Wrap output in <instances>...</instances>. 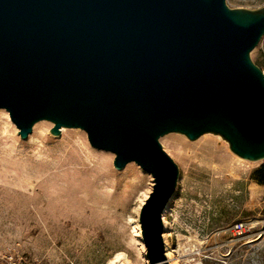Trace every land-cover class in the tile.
I'll list each match as a JSON object with an SVG mask.
<instances>
[{"label": "water", "instance_id": "water-1", "mask_svg": "<svg viewBox=\"0 0 264 264\" xmlns=\"http://www.w3.org/2000/svg\"><path fill=\"white\" fill-rule=\"evenodd\" d=\"M264 4L226 0H0V108L22 139L85 131L92 147L153 178L139 208L147 264H171L162 213L179 176L159 138L220 135L232 153L264 159V75L251 51Z\"/></svg>", "mask_w": 264, "mask_h": 264}, {"label": "rangeland", "instance_id": "rangeland-1", "mask_svg": "<svg viewBox=\"0 0 264 264\" xmlns=\"http://www.w3.org/2000/svg\"><path fill=\"white\" fill-rule=\"evenodd\" d=\"M226 4L256 9L264 0ZM250 56L264 69V36ZM36 123L22 139L0 108V264H147L138 214L150 174L135 162L116 169L114 154L80 128L52 135L51 121ZM159 140L179 168L162 213L170 263L264 264V183L255 181L264 159L238 157L210 132ZM240 221L248 230L234 236Z\"/></svg>", "mask_w": 264, "mask_h": 264}, {"label": "built area", "instance_id": "built-area-1", "mask_svg": "<svg viewBox=\"0 0 264 264\" xmlns=\"http://www.w3.org/2000/svg\"><path fill=\"white\" fill-rule=\"evenodd\" d=\"M263 75H264V69H262ZM248 230L247 224L245 222H236L232 229L231 232L234 236H241L244 235Z\"/></svg>", "mask_w": 264, "mask_h": 264}, {"label": "trees", "instance_id": "trees-1", "mask_svg": "<svg viewBox=\"0 0 264 264\" xmlns=\"http://www.w3.org/2000/svg\"><path fill=\"white\" fill-rule=\"evenodd\" d=\"M255 174L258 175V177L255 178V181L258 184H263L264 183V165H261L260 168L256 170Z\"/></svg>", "mask_w": 264, "mask_h": 264}, {"label": "bare ground", "instance_id": "bare-ground-1", "mask_svg": "<svg viewBox=\"0 0 264 264\" xmlns=\"http://www.w3.org/2000/svg\"><path fill=\"white\" fill-rule=\"evenodd\" d=\"M41 122H38V123H36L35 124V126H34V128H36L37 127V125H39ZM65 129L63 128L62 129V131H64ZM167 207V206H166ZM166 207H165V209L163 210V213H165L166 212ZM163 224H164V226H165V228H166V220L165 219H163ZM166 246V252H167V254H168V257L170 256V254H171V252H170V249H169V247L167 246V245H165ZM142 252H145V249H144V247L142 248ZM118 256V255H117ZM169 261L171 262V260L169 259ZM172 263V262H171Z\"/></svg>", "mask_w": 264, "mask_h": 264}]
</instances>
